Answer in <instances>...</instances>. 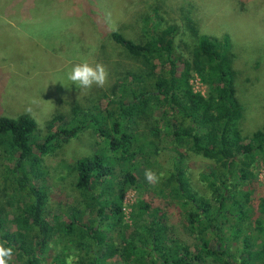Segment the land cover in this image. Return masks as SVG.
I'll use <instances>...</instances> for the list:
<instances>
[{
	"label": "trees",
	"instance_id": "1",
	"mask_svg": "<svg viewBox=\"0 0 264 264\" xmlns=\"http://www.w3.org/2000/svg\"><path fill=\"white\" fill-rule=\"evenodd\" d=\"M154 20L147 17L140 42L111 32L140 66L92 106L75 103L43 134L29 114L0 117V241L14 249L11 264H66L68 256L73 264H108L116 254L122 264H264L263 203L253 185L264 166V124L247 135L239 125L231 44L200 33L187 17L194 45L183 57L179 27ZM193 73L206 93L194 89ZM87 129L98 138L93 153L65 164L75 175L72 196L48 182L44 156ZM196 155L208 161L198 175L205 189L193 178ZM149 162L163 168V207L142 197L129 221L126 194L140 188L136 170Z\"/></svg>",
	"mask_w": 264,
	"mask_h": 264
},
{
	"label": "rangeland",
	"instance_id": "2",
	"mask_svg": "<svg viewBox=\"0 0 264 264\" xmlns=\"http://www.w3.org/2000/svg\"><path fill=\"white\" fill-rule=\"evenodd\" d=\"M20 1L27 2L31 8L25 7L19 15L35 16L38 21L33 25V32L12 37L15 43L1 37L0 47L8 54L0 56V59L5 60V65H0V117L17 118L29 114L36 120L38 130L43 134L49 119L59 114L68 117L75 103L92 106L97 102L99 94L108 91L118 77L140 66L134 57L112 40L111 32L121 31L140 42L144 36L142 27L148 16L154 17V22H160L161 27L177 25V52L183 57H190L194 37L188 27V17L200 33L218 37L223 45L225 39H228L235 54L237 96L243 106L239 125L245 135L263 126L264 0ZM156 7L159 9V17L155 13ZM84 61L93 65L102 63L106 67L109 75L103 87L93 85L91 89L79 90L67 80L69 69ZM191 83L195 90L207 92L206 84L199 80L196 73H193ZM97 139L94 131L87 129L59 148L56 154L45 155L48 177L53 178L48 179V182L51 184L53 180L64 192L74 196L69 181L75 179V175L65 164L91 155ZM98 150L104 153L105 148L99 145ZM206 164L208 161L197 155L192 164L195 169L193 178L198 183L197 187L202 189L205 186L198 175ZM146 169H152L160 176L158 183L149 184L146 181ZM3 170V160L0 159V187ZM162 171L163 168L151 162L137 168L140 188L129 190L126 195V215L129 221L135 205L142 197L151 201L153 206L163 207ZM256 174L257 181L253 184L255 196L257 204L263 203V209L261 206L259 210L264 215V166H259ZM56 203L55 200L51 201L53 207ZM156 207L150 209L149 213L156 214L159 211ZM53 210L51 227L60 216L58 208ZM175 211L174 208L169 210L173 215L171 221L179 225ZM39 256L42 258V255ZM108 264H122L120 255L108 259Z\"/></svg>",
	"mask_w": 264,
	"mask_h": 264
},
{
	"label": "clouds",
	"instance_id": "3",
	"mask_svg": "<svg viewBox=\"0 0 264 264\" xmlns=\"http://www.w3.org/2000/svg\"><path fill=\"white\" fill-rule=\"evenodd\" d=\"M108 75V71L102 63L93 65L84 61L74 64L66 73V78L71 82V85L75 84L79 90H82L91 89L93 85L103 87L108 80ZM144 177L149 184L158 183L160 179V176L152 169H146ZM13 256V247L8 246L7 241H0V264H11ZM73 260V256H68L66 264H73Z\"/></svg>",
	"mask_w": 264,
	"mask_h": 264
},
{
	"label": "crops",
	"instance_id": "4",
	"mask_svg": "<svg viewBox=\"0 0 264 264\" xmlns=\"http://www.w3.org/2000/svg\"><path fill=\"white\" fill-rule=\"evenodd\" d=\"M0 42L1 37H6L7 41L15 43V39L18 34H29L33 32L34 26L38 21V18L31 15H19L25 7L31 8L27 2H21L20 0H0ZM20 44L17 46L19 48ZM8 54L4 51L3 47H0V56H6ZM5 60L0 59V65L4 66Z\"/></svg>",
	"mask_w": 264,
	"mask_h": 264
},
{
	"label": "built area",
	"instance_id": "5",
	"mask_svg": "<svg viewBox=\"0 0 264 264\" xmlns=\"http://www.w3.org/2000/svg\"><path fill=\"white\" fill-rule=\"evenodd\" d=\"M199 80L201 81V79L199 78ZM202 82V81H201ZM203 83V82H202ZM204 84V83H203ZM197 91V90H196ZM203 93V92H202ZM127 195V194H126ZM125 205H126V199H125ZM125 212H126V206H125Z\"/></svg>",
	"mask_w": 264,
	"mask_h": 264
}]
</instances>
